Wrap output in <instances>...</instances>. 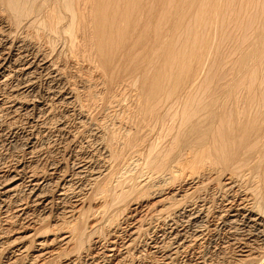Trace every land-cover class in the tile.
I'll return each instance as SVG.
<instances>
[{"label": "bare ground", "instance_id": "1", "mask_svg": "<svg viewBox=\"0 0 264 264\" xmlns=\"http://www.w3.org/2000/svg\"><path fill=\"white\" fill-rule=\"evenodd\" d=\"M32 1L0 0V264H264V0ZM98 81L139 89L128 157L90 124L86 157L40 164L34 119ZM82 96L74 111L89 124L95 103ZM127 160L137 176L115 180Z\"/></svg>", "mask_w": 264, "mask_h": 264}, {"label": "rangeland", "instance_id": "2", "mask_svg": "<svg viewBox=\"0 0 264 264\" xmlns=\"http://www.w3.org/2000/svg\"><path fill=\"white\" fill-rule=\"evenodd\" d=\"M33 3H39V0H33L32 1ZM214 68V70H213ZM216 68V69H215ZM220 67H215L213 66L212 69H211V72H215L216 71V75H219L220 74V71L218 70ZM73 70H68V72H71V75H76L77 72L74 73V71L72 72ZM208 71V70H207ZM207 71H205V74L207 73ZM67 72V73H68ZM66 73V75H67ZM73 73V74H72ZM69 74V73H68ZM83 74V75H82ZM79 75L78 77H73L71 80L73 82H77L79 80H83V78L87 77L88 75L84 72V71H81L79 72ZM264 75V73H262L261 71L258 72V77ZM217 78V77H216ZM41 80L39 81L38 83V91L36 92V90L32 93V95L34 97H36V101L39 105H43L44 104V99H45V92H46V88H47V83L46 81L44 80L43 77L40 78ZM75 79V80H74ZM95 79V78H94ZM98 83H100L98 86L97 85H92L87 87L83 90V93L84 94H89L90 93V96L89 98H92L93 100V103L94 104V111L92 112L91 114V119H90V123L88 124L87 123V119H84L81 118L80 116H78L76 114V112L74 111V109H77L78 108V105L79 103H82L81 99H82V94L83 93H78L77 96H78V101L76 104H75V107H72V106H61L59 107V110L56 111V113L53 115V118L52 116L50 117V121H46L44 119V117H37L35 118L34 120L37 122H33L35 124V126L33 128L28 129L26 127V125H20L21 129L18 130V133L15 137V140L16 142L14 141V143H16L15 147L19 149H22L21 147V142H24L22 141L23 138H26L28 136V133L31 131V134L32 136L36 139V142H37V145L40 146L42 148L41 150V155H40V164H44V165H47L49 164V162H52L53 160H62L63 158V151H66V150H69L68 151V155H65L67 158H65L64 156V159L62 160V163L64 165H66L68 168H70L71 166L73 167L74 164H75V161L76 163L87 156V153L89 151H91V148L92 147H95L94 143L91 144L90 146H88V142H90L92 139L95 138V134H94V127H91L90 124H97V126L100 127V129L104 130L103 132L104 133H108V137L109 138H112L113 141L115 143H117L119 149L118 151H121L123 154V156H126V158L128 157V152H129V146L135 144V138H136V135L138 134V127L136 123L132 122V118H134V115H133V107L135 106L136 103H138L137 101V98H136V93L138 92V88L134 87L133 85H131L130 87H124L122 88L121 87H109V85L105 84V83H101V81H98ZM214 83V81H213ZM209 87L211 86V83H209L208 85ZM89 89V90H88ZM100 89V90H99ZM109 89V90H108ZM122 91H121V90ZM98 90V91H97ZM125 91V92H124ZM102 94H101V93ZM120 92V93H119ZM127 92V94H125ZM92 93V94H91ZM112 94V95H111ZM117 95L113 100V96ZM119 94V95H118ZM135 94V96H134ZM127 95V96H126ZM82 96V97H80ZM94 96V97H93ZM39 97V98H38ZM80 97V98H79ZM109 97V98H108ZM43 98V99H41ZM97 98V99H96ZM105 98V99H104ZM123 98V99H122ZM116 100V101H115ZM125 100V101H124ZM105 101V102H104ZM107 101V102H106ZM134 101V102H133ZM118 103V105H117ZM127 103V104H125ZM133 103V104H131ZM103 104V105H102ZM123 104V105H122ZM98 105V106H97ZM132 105V106H131ZM123 106V108H122ZM126 106V107H125ZM114 107V108H113ZM110 110H107L109 109ZM126 108V109H125ZM130 108H132L130 110ZM105 111H104V110ZM130 111V112H129ZM75 112V113H74ZM98 112V113H96ZM103 112V113H102ZM110 113V114H109ZM67 114V115H66ZM128 114V115H127ZM58 115V117H57ZM65 117H64V116ZM120 115V116H119ZM124 115V116H123ZM111 116V117H110ZM135 116H136V113H135ZM115 117V118H114ZM127 117V118H126ZM103 118V120H102ZM36 119H39V120H36ZM43 119L45 120V122L43 123ZM61 119V120H59ZM64 121L66 127H68L67 129L70 131V135L76 137L75 141L73 142H70L69 140H66L65 138H63L62 136H59L56 132H55V128L57 125H55L57 122L59 123L60 121ZM82 120V121H81ZM95 120V121H94ZM130 120V121H129ZM20 124L23 123V117H21L19 119ZM42 121V122H41ZM75 121V122H74ZM136 121V120H135ZM81 124H79V123ZM137 122V121H136ZM57 123V124H58ZM85 123V124H84ZM105 123V124H104ZM139 123V122H138ZM44 124V125H43ZM84 124V125H83ZM110 124V125H109ZM121 124V125H120ZM128 124V125H127ZM47 125V126H46ZM105 125V127H104ZM45 126V127H44ZM54 126V127H53ZM48 127V128H47ZM98 127V128H99ZM108 127V128H107ZM110 127V128H109ZM54 130H53V129ZM105 128V129H104ZM107 128V129H106ZM116 128V129H115ZM122 128V129H121ZM124 128V129H123ZM129 128V129H127ZM47 129V130H46ZM51 131H50V130ZM100 129H98V131H100ZM109 129V130H108ZM30 130V131H29ZM46 130V131H45ZM108 130V131H107ZM116 131V132H114ZM27 132V133H26ZM48 132V133H47ZM88 132V133H87ZM101 132V131H100ZM126 132V133H125ZM134 132V133H133ZM26 133V134H24ZM47 134V135H46ZM89 134V135H88ZM124 134V135H123ZM126 134V135H125ZM20 135V136H19ZM35 135V136H34ZM92 135V136H91ZM112 135V136H111ZM128 135V136H127ZM26 136V137H25ZM126 136V138H125ZM130 136V138H129ZM132 136V137H131ZM62 137V138H61ZM116 137V138H115ZM123 137V138H122ZM20 138V139H19ZM122 138V139H120ZM134 138V140H133ZM55 139V140H54ZM71 139V138H70ZM86 139V140H85ZM49 140V141H48ZM120 140V141H119ZM122 140V141H121ZM125 140V141H124ZM18 141V142H17ZM21 141V142H20ZM46 141V142H44ZM53 145H52V143ZM124 142V143H123ZM132 142V143H131ZM134 142V143H133ZM69 143V144H68ZM87 143V144H86ZM125 143L127 145H125ZM67 144V146H66ZM74 144V145H73ZM86 144V145H85ZM43 145V146H42ZM48 145H49V148H48ZM73 145V146H72ZM129 145V146H128ZM78 146V147H77ZM130 146V147H131ZM44 147V148H43ZM117 147V148H118ZM125 147V148H124ZM71 148V149H69ZM80 148V149H79ZM84 148V149H83ZM88 148V149H87ZM46 150V153H45V150ZM53 149V150H52ZM77 149V150H76ZM123 149V150H122ZM75 150V151H74ZM81 150V151H80ZM128 150V151H127ZM21 151V153L23 152V149L22 150H19ZM52 151V152H51ZM83 151V152H82ZM87 151V152H86ZM48 152V153H47ZM70 152V153H69ZM79 152V154H78ZM20 153V152H19ZM20 153V154H21ZM44 153V154H43ZM48 154V155H47ZM50 154V155H49ZM76 154V156H75ZM98 154V153H97ZM79 155V156H78ZM51 156V157H50ZM78 156V158H76ZM81 157V158H80ZM44 158H46V160H44ZM48 158V159H47ZM61 158V159H60ZM69 158V159H68ZM74 158V159H73ZM52 160V161H51ZM66 160V161H65ZM134 160V159H133ZM48 162V163H47ZM132 161L131 160H127L126 164L123 165V164H120L119 166L116 167V170L117 173L114 177V179H118V180H121V179H134L136 176H137V172H138V166H136L135 164L131 163ZM125 167V168H124ZM133 167H136V168H133ZM122 168V169H121ZM122 170V171H121ZM136 171V173H134ZM119 172V173H118ZM119 174V175H117ZM131 174V175H130ZM123 175V176H122ZM129 177H128V176ZM119 176V177H118ZM127 176V177H126ZM135 176V177H134ZM132 179H131V182H132ZM157 200V198H147L146 202H154V201ZM88 203H90L88 201ZM87 203V204H88ZM124 203H121L120 204V211H121V208H122V205ZM118 211V216L117 218L115 217H112L113 215L110 214L111 216V222L109 225L105 226V227H102V228H99V233L96 232V234L98 233L99 235H102L104 236L105 233H108L111 229H113L112 227L114 226V224H117L118 222L121 221V218H123V213L125 214V212H120ZM116 211H114L115 213ZM120 212V213H119ZM89 213V212H88ZM87 213V214H88ZM37 214L39 215L40 213L37 212ZM36 214V216H38ZM120 215V217H119ZM96 221L97 219L96 218H89L87 220V222H84V221H79L78 223L83 226L85 229H84V236H83V246H84V249H88L91 247V244L90 242H88V239L85 238V232H87L88 230H90V228L88 227V224H90L91 222L93 223L94 220ZM116 221V222H115ZM85 223H87V225H85ZM83 224V225H82ZM112 224V225H111ZM103 229V230H101ZM105 229V230H104ZM102 231V232H101ZM87 236V235H86ZM143 237V238H142ZM140 240H141V244L144 243L145 241V238H146V235H143ZM143 239V240H142ZM87 241V242H86ZM143 241V242H142ZM86 246V247H85ZM209 247H206L204 248V254L208 253L207 251ZM211 250V248H209ZM136 255V254H134ZM207 256V257H206ZM205 259H206V263L208 264H212V263H216V258L215 257H211L209 256L208 254L206 255ZM211 258V259H210ZM58 259L60 258H55V260H52V261H49V262H46V263H41V264H58ZM18 264H26L24 259L23 260H20ZM37 264V263H36ZM40 264V263H38ZM224 264V263H223ZM227 264V263H225Z\"/></svg>", "mask_w": 264, "mask_h": 264}]
</instances>
